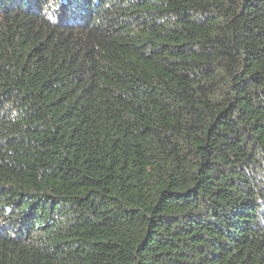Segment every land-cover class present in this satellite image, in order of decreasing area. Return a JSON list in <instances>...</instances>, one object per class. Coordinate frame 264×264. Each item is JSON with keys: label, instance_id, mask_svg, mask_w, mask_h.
<instances>
[{"label": "trees", "instance_id": "obj_1", "mask_svg": "<svg viewBox=\"0 0 264 264\" xmlns=\"http://www.w3.org/2000/svg\"><path fill=\"white\" fill-rule=\"evenodd\" d=\"M0 264H264V0H0Z\"/></svg>", "mask_w": 264, "mask_h": 264}]
</instances>
